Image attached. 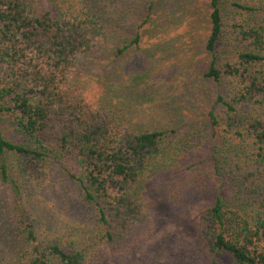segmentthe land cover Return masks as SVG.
I'll return each mask as SVG.
<instances>
[{
  "label": "rangeland",
  "instance_id": "374dc122",
  "mask_svg": "<svg viewBox=\"0 0 264 264\" xmlns=\"http://www.w3.org/2000/svg\"><path fill=\"white\" fill-rule=\"evenodd\" d=\"M25 1L33 12L98 16L101 34L89 50L77 54L67 84L132 131L173 128L177 133L170 156L150 160L136 185L146 215L114 242L106 240L95 205L71 176L81 174L77 161L48 159L39 183L23 181L9 168V180L0 177V264L22 252L30 228L40 241L79 251L83 264H210L213 258L217 264H232L225 253L214 257L202 236L201 213L213 204L221 183L216 160L234 163L236 151H241L238 159L245 155L231 137L233 150L224 153L227 136H220L208 114L232 78L214 81L205 72L214 55L222 62L235 53L226 37L213 55L204 48L209 1ZM123 45L127 48L120 52ZM253 110L264 119V108ZM0 129L9 140H26L7 116H0ZM223 191L226 208L244 214L231 185Z\"/></svg>",
  "mask_w": 264,
  "mask_h": 264
},
{
  "label": "trees",
  "instance_id": "16d2710c",
  "mask_svg": "<svg viewBox=\"0 0 264 264\" xmlns=\"http://www.w3.org/2000/svg\"><path fill=\"white\" fill-rule=\"evenodd\" d=\"M208 1L204 48L213 55L226 37L235 51L222 62L214 55L205 72L214 81L232 78L208 114L220 136H227L224 153L233 150L231 137L245 155L238 159L241 151H236L234 163L216 160L221 183L213 204L201 213L202 236L214 257L225 253L232 264H264V119L253 112L264 108V0ZM101 28L93 14L33 12L25 0H0V116L26 136L24 143L14 142L0 129V177L8 181L12 168L23 181L38 182L48 159L77 161L81 174L71 176L95 205L106 240L114 242L146 215L136 185L150 160L170 156L177 130L132 131L67 84L68 68L90 49ZM137 41L138 36L132 43ZM226 184L245 206L244 214L226 208ZM25 239L9 264H83L79 251L40 241L31 228Z\"/></svg>",
  "mask_w": 264,
  "mask_h": 264
}]
</instances>
